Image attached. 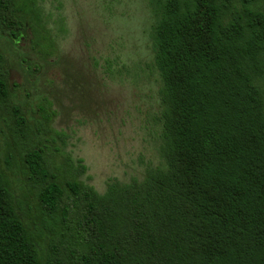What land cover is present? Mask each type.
<instances>
[{
    "label": "trees",
    "instance_id": "16d2710c",
    "mask_svg": "<svg viewBox=\"0 0 264 264\" xmlns=\"http://www.w3.org/2000/svg\"><path fill=\"white\" fill-rule=\"evenodd\" d=\"M148 5L161 161L102 193L80 178L54 113L39 107L32 125L12 103L0 45V122L9 112L38 197L28 216L0 164V264H264V0ZM46 24L36 0H0V44L23 39L45 60Z\"/></svg>",
    "mask_w": 264,
    "mask_h": 264
},
{
    "label": "rangeland",
    "instance_id": "374dc122",
    "mask_svg": "<svg viewBox=\"0 0 264 264\" xmlns=\"http://www.w3.org/2000/svg\"><path fill=\"white\" fill-rule=\"evenodd\" d=\"M36 2L56 48L39 60V48L32 51L29 42L22 39L12 47L3 40L12 103L32 125L41 119L39 107L54 113L50 126L66 136L64 150L87 166L80 178L98 192L110 179H141L146 168L161 161L160 82L153 66L154 16L148 0ZM3 119L0 128L12 147L0 134V164L28 216L35 215L37 190L24 173L25 147L14 143L10 113ZM8 155L13 170L5 168Z\"/></svg>",
    "mask_w": 264,
    "mask_h": 264
}]
</instances>
